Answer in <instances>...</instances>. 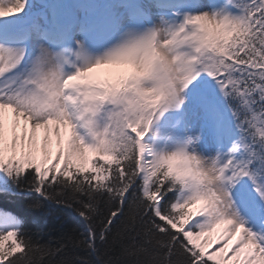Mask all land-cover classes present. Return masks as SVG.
Masks as SVG:
<instances>
[{
    "label": "snow or ice",
    "instance_id": "1",
    "mask_svg": "<svg viewBox=\"0 0 264 264\" xmlns=\"http://www.w3.org/2000/svg\"><path fill=\"white\" fill-rule=\"evenodd\" d=\"M24 191L63 231L0 203V264H264V0H0Z\"/></svg>",
    "mask_w": 264,
    "mask_h": 264
},
{
    "label": "trees",
    "instance_id": "2",
    "mask_svg": "<svg viewBox=\"0 0 264 264\" xmlns=\"http://www.w3.org/2000/svg\"><path fill=\"white\" fill-rule=\"evenodd\" d=\"M15 191V189H14ZM32 197L29 196V194L24 191L21 192L19 196L12 197V200L15 201V203L7 204V199L4 197H0V203H3L2 206L9 207L10 209L16 210L19 209L22 214L29 217L31 220L32 218H35L38 223L32 224L29 223L28 227L32 233H35L38 229H42L44 231V235L40 237L41 243H47L51 240L53 244L56 243L57 239L61 236L63 228L59 227V222L55 221L53 217H44L41 213H36L28 210L26 208V205L31 201ZM46 207L50 208V210L55 214L58 209H56L54 206L46 205ZM63 215L66 216L67 219V226L71 227H77V220L78 217H75V214L72 213L70 210H63ZM75 217V218H74ZM56 225L58 230L50 231V229L53 228V226ZM83 231L82 226L78 228V232ZM77 232V235H78Z\"/></svg>",
    "mask_w": 264,
    "mask_h": 264
}]
</instances>
